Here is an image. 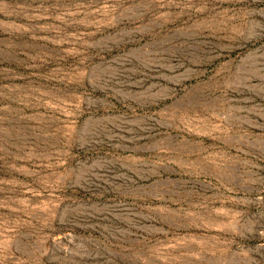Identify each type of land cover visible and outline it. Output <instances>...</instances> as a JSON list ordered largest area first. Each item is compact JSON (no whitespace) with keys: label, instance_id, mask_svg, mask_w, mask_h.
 <instances>
[{"label":"rangeland","instance_id":"rangeland-1","mask_svg":"<svg viewBox=\"0 0 264 264\" xmlns=\"http://www.w3.org/2000/svg\"><path fill=\"white\" fill-rule=\"evenodd\" d=\"M0 264H264V0H0Z\"/></svg>","mask_w":264,"mask_h":264}]
</instances>
